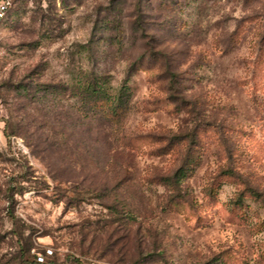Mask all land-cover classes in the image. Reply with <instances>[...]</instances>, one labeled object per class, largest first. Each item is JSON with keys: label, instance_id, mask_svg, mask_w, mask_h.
<instances>
[{"label": "rangeland", "instance_id": "374dc122", "mask_svg": "<svg viewBox=\"0 0 264 264\" xmlns=\"http://www.w3.org/2000/svg\"><path fill=\"white\" fill-rule=\"evenodd\" d=\"M171 1L142 2L153 45L136 0L0 22V264H264V0ZM137 59L124 113L77 110L91 71L114 95Z\"/></svg>", "mask_w": 264, "mask_h": 264}, {"label": "trees", "instance_id": "16d2710c", "mask_svg": "<svg viewBox=\"0 0 264 264\" xmlns=\"http://www.w3.org/2000/svg\"><path fill=\"white\" fill-rule=\"evenodd\" d=\"M144 1L151 2L152 0H136V9L138 10L137 17L139 18L132 22V26L133 30L140 31L142 33V38L146 40L145 44L150 43V45H153V42H156V34L150 32L152 31L151 28L145 26L142 19H140L144 13L142 4ZM155 1L169 2V0ZM171 2L178 1L172 0ZM139 61H141V59H137L130 64L124 84L114 95L108 91V78L94 70L91 71L90 74L87 75L84 80L79 82L75 88V95L78 98V101H81L82 104L77 110L86 116L99 115L100 117H104L108 120L114 119L124 113L130 100L127 83L132 74L135 72ZM188 138L189 134L176 135L171 137V141L180 142ZM186 164L187 161L178 167L172 174L164 178L165 185L171 190L168 202H175L177 199L185 197V194H182L181 185L182 179L187 171Z\"/></svg>", "mask_w": 264, "mask_h": 264}, {"label": "built area", "instance_id": "2783aa9c", "mask_svg": "<svg viewBox=\"0 0 264 264\" xmlns=\"http://www.w3.org/2000/svg\"><path fill=\"white\" fill-rule=\"evenodd\" d=\"M15 2L16 0H0V22L7 18Z\"/></svg>", "mask_w": 264, "mask_h": 264}]
</instances>
